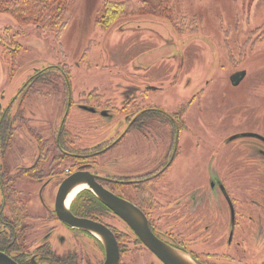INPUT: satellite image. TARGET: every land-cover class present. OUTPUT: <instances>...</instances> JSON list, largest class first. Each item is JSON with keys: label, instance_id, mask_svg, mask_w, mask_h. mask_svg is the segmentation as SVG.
Wrapping results in <instances>:
<instances>
[{"label": "flooded vegetation", "instance_id": "flooded-vegetation-1", "mask_svg": "<svg viewBox=\"0 0 264 264\" xmlns=\"http://www.w3.org/2000/svg\"><path fill=\"white\" fill-rule=\"evenodd\" d=\"M14 25L8 22L0 26V84L5 82V89L0 93V264H106L108 249L102 235L88 227L69 224L58 212L61 188L77 173L92 176L109 193L135 205L147 220L151 233L178 258L177 264H264V186L257 187L254 179L240 176L230 181L238 186L236 193L227 180L209 174L206 185L187 195L180 190L172 193L174 185L191 186L197 166L205 170V164L197 163L195 158L201 154L202 144L208 142L205 131H200L202 121L191 112L192 101L190 105L177 102V109H171L176 103L164 102L167 93L151 107L140 109L138 106L139 101L146 104L151 93H163L177 85L188 87L191 79L194 82L191 73L183 76L178 69L168 80L170 85L165 86V80H154L148 75L150 71L154 73L152 66H134L128 69L130 72L118 75L117 84L80 85L73 82L75 76L63 62L71 57L65 55L61 36L45 34V39H36L34 43L29 39L32 30L27 35ZM168 42L172 46L173 41ZM39 45L43 46L44 55L35 49L30 51ZM19 49L26 52L25 60L19 59L24 55L17 53ZM179 51L163 59L178 63L182 59L183 67L185 60L180 58ZM19 61L23 66L35 67L11 98L8 83L21 68ZM210 81L207 78L200 89L188 94L196 96L204 92ZM32 95L66 108L55 134L46 136L38 133L33 125L30 127L38 152L31 153L29 165H16V170L8 174L5 158L7 150L14 146L12 121L18 119L20 104L22 108L25 98ZM101 100L103 109H100ZM134 105L132 112L119 117L118 123L115 121ZM101 119L109 120L108 125L101 124ZM45 124L51 129L50 119ZM245 133L264 136L257 131H242L232 140L262 142L254 150L264 160V140L244 136ZM165 134L173 142L163 155L162 149L156 153L155 138L163 141ZM11 155L14 156L13 152ZM20 158L25 159L24 154ZM103 164H108V171L99 169ZM180 171L185 176L174 183V173ZM166 176L173 183L168 190L161 185ZM25 179L35 180L38 190L23 189ZM51 184L56 186L53 196ZM85 185L70 203L71 212L77 218L105 226L115 236L118 264H169L143 240L129 220ZM34 205L37 209L40 206L41 211L33 210ZM89 246L102 254V258L93 259Z\"/></svg>", "mask_w": 264, "mask_h": 264}, {"label": "rangeland", "instance_id": "rangeland-1", "mask_svg": "<svg viewBox=\"0 0 264 264\" xmlns=\"http://www.w3.org/2000/svg\"><path fill=\"white\" fill-rule=\"evenodd\" d=\"M104 1L74 0L70 21L61 35L66 50L65 55L71 58L77 55L75 59L63 60L64 64L70 67L72 76H75L73 82L106 87L113 82L119 83L118 75H123L134 66L146 68L152 66L154 73L150 71L148 75L154 80H165V86L170 85L168 80L170 81L173 72L178 69L182 70L183 76L185 73H191L194 82L192 83L191 79L187 83L189 85L192 83L190 86L186 88L179 85L172 86L174 88H167L163 93H151L146 104H143V101L138 103L140 109L151 107L156 104L155 101H161L162 96L165 97L167 93L164 102L176 103L171 109L179 105L177 102L190 105L192 101L190 110L198 120L202 121L200 131H205L208 142L202 144L201 154L195 155V158L197 157V163L205 164V170L202 171L201 167L197 166L193 171L194 182L191 186L174 185L171 188L172 193L180 190V193L187 195V192L206 185L209 174L227 180L228 186H231L232 191L236 193L235 188L238 186L230 181L240 176L248 177L246 180L254 179L253 182L257 187L264 186V160L254 150L260 148L263 143L252 139L232 140L236 133L242 131H257L264 135V0H165L168 1L165 5L172 7V21L166 19L168 16L166 13L163 16L129 14L117 20L109 28H104L96 22L102 14ZM162 1L149 0L154 9L164 2ZM8 22L16 24L14 26L20 28L21 32L24 30L27 35L32 30L29 39H33L31 42L34 43H37L36 39H45L47 36L45 34L55 35L53 30L42 29L33 24L21 25L13 17L0 15L1 27ZM169 40L173 41L172 46ZM42 48L43 46L39 45L30 48V51L34 52L35 49L39 52ZM178 50H180V58L183 57L185 60L183 67L182 64L180 65L182 59L179 63L163 59ZM17 53L24 54L21 57L17 55L19 59L27 56L26 52L20 49ZM44 53L45 50L40 55ZM155 62L158 63L156 66ZM22 64V61H19L21 68L18 69L14 79H9L11 98L20 89L19 87H23L24 81L32 72V67H35L32 64L28 66ZM239 71L246 73L245 78L235 86L233 76ZM207 78L211 81L204 92L196 96L188 94V91L200 89ZM2 89H5V82L0 84V93ZM182 91L187 93L182 94ZM187 95L189 97H186ZM75 98L79 99V96ZM191 98L193 99L190 100ZM48 102L44 97L42 99L39 95H32L30 98L28 96L25 98L22 108L20 104L18 114L16 113L18 119L14 122L13 118L12 121L14 146L12 145L11 150H7L5 158L8 174L13 173L17 166L29 165L31 153L38 152L37 141L33 142L29 132L32 125L38 133L41 132L46 136L57 131L59 120L66 107ZM103 103L101 100V104ZM134 107L135 105L129 107L121 116H117L115 121L118 123V120L126 116L125 113L132 112ZM103 108H105L104 104L100 106V109ZM46 117L50 119L51 129L45 124L48 120ZM107 121L109 120L101 119L100 123L106 126L109 123ZM165 128L167 129L166 126ZM167 130L169 131L170 127ZM155 141L158 148L156 153L162 149L163 155L168 144L173 142L168 140L166 134L163 141L160 138H155ZM206 144L209 146H205ZM15 147L17 151L14 150ZM12 152L14 156L11 155ZM20 154H24L25 159L22 160ZM183 155H187L186 152ZM9 161L12 164L10 166ZM124 163L127 162H122ZM207 168L210 171H207ZM99 169L108 171V164L99 166ZM184 174L183 171L174 173V183L185 176ZM170 178L166 176L162 180L161 185L167 188L164 190H168V186L173 184ZM167 180L169 183L165 182ZM24 181L26 184H22L23 189L38 190L39 185L35 180ZM55 187L52 186L50 189L51 196ZM31 193L34 196V192ZM35 205L32 209L40 212V206L37 209ZM111 221L116 223L113 219ZM89 249L93 259L102 258V254L92 250L94 248L89 246Z\"/></svg>", "mask_w": 264, "mask_h": 264}, {"label": "trees", "instance_id": "trees-1", "mask_svg": "<svg viewBox=\"0 0 264 264\" xmlns=\"http://www.w3.org/2000/svg\"><path fill=\"white\" fill-rule=\"evenodd\" d=\"M163 1L154 9L149 0H105L102 14L96 22L109 28L129 14L163 16L165 13L168 15L166 19L172 21V7L165 5L168 1ZM73 3L74 0H0V13L11 15L21 25L33 24L42 29L53 30L59 37L70 21Z\"/></svg>", "mask_w": 264, "mask_h": 264}, {"label": "water", "instance_id": "water-1", "mask_svg": "<svg viewBox=\"0 0 264 264\" xmlns=\"http://www.w3.org/2000/svg\"><path fill=\"white\" fill-rule=\"evenodd\" d=\"M245 72L239 71L233 78L236 85H239L245 78ZM244 136H255L264 140V136L258 133H245ZM85 183L92 188L104 202L111 206L118 214L125 217L131 222L134 228L138 231L143 240L156 252H158L169 264H177L178 258L174 256L150 231L149 225L141 211L133 204H128L118 199L113 194L109 193L105 188L98 184L92 176L88 174L77 173L67 179L61 188L59 195V202L57 204L60 217L69 224L76 226H85L89 229L100 233L104 238L107 249L108 258L106 264H118L119 262V248L115 236L103 225L75 217L70 209V205H65V199L71 191L77 186V184ZM187 261V260H186ZM183 262V261H181ZM188 262V261H187ZM184 264H190L183 262Z\"/></svg>", "mask_w": 264, "mask_h": 264}, {"label": "bare ground", "instance_id": "bare-ground-1", "mask_svg": "<svg viewBox=\"0 0 264 264\" xmlns=\"http://www.w3.org/2000/svg\"><path fill=\"white\" fill-rule=\"evenodd\" d=\"M86 188L85 184H80L77 187H75L71 193L69 194V197L67 199V205H70V203L72 202V200L75 198V196L79 193V191H81L82 189Z\"/></svg>", "mask_w": 264, "mask_h": 264}]
</instances>
